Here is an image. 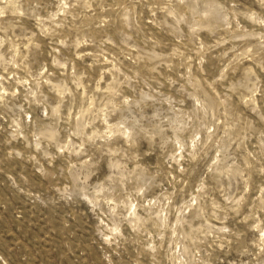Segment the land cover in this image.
Returning <instances> with one entry per match:
<instances>
[{
	"label": "rangeland",
	"instance_id": "374dc122",
	"mask_svg": "<svg viewBox=\"0 0 264 264\" xmlns=\"http://www.w3.org/2000/svg\"><path fill=\"white\" fill-rule=\"evenodd\" d=\"M0 264H264V0H0Z\"/></svg>",
	"mask_w": 264,
	"mask_h": 264
}]
</instances>
